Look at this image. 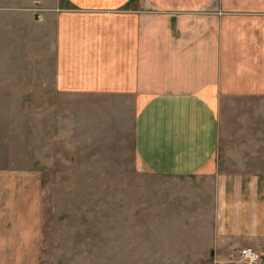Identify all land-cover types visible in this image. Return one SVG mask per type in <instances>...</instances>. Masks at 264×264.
<instances>
[{
	"label": "crops",
	"instance_id": "obj_1",
	"mask_svg": "<svg viewBox=\"0 0 264 264\" xmlns=\"http://www.w3.org/2000/svg\"><path fill=\"white\" fill-rule=\"evenodd\" d=\"M39 9L54 28L57 90L117 107L140 170L204 181L214 264H242L247 247L264 264V167L220 159L223 110L237 99L264 110V0H53ZM42 202L37 170L0 169V264H40Z\"/></svg>",
	"mask_w": 264,
	"mask_h": 264
},
{
	"label": "rangeland",
	"instance_id": "obj_2",
	"mask_svg": "<svg viewBox=\"0 0 264 264\" xmlns=\"http://www.w3.org/2000/svg\"><path fill=\"white\" fill-rule=\"evenodd\" d=\"M51 2L0 0V169L41 175L40 264H214L204 181L140 170L117 107L55 87L54 28L39 9ZM256 104L223 110L229 168L264 167Z\"/></svg>",
	"mask_w": 264,
	"mask_h": 264
},
{
	"label": "built area",
	"instance_id": "obj_3",
	"mask_svg": "<svg viewBox=\"0 0 264 264\" xmlns=\"http://www.w3.org/2000/svg\"><path fill=\"white\" fill-rule=\"evenodd\" d=\"M240 259L242 264H262V253L253 248H242Z\"/></svg>",
	"mask_w": 264,
	"mask_h": 264
}]
</instances>
